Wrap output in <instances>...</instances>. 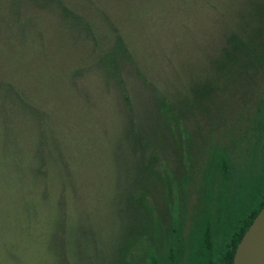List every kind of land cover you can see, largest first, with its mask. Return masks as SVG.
<instances>
[{"label":"rangeland","instance_id":"rangeland-1","mask_svg":"<svg viewBox=\"0 0 264 264\" xmlns=\"http://www.w3.org/2000/svg\"><path fill=\"white\" fill-rule=\"evenodd\" d=\"M53 1L0 0V264L221 248L264 184V0Z\"/></svg>","mask_w":264,"mask_h":264},{"label":"trees","instance_id":"trees-1","mask_svg":"<svg viewBox=\"0 0 264 264\" xmlns=\"http://www.w3.org/2000/svg\"><path fill=\"white\" fill-rule=\"evenodd\" d=\"M48 1L53 3V4H55V2L53 0H48ZM59 3L63 4V1L59 0ZM64 9L67 12H71V10L68 9L67 7H64ZM74 18L78 20L79 16L78 17L75 16ZM79 21L82 22V21H85V19H83L81 17ZM122 40H123L122 37H119V40L117 42L118 47H117L116 50L118 51L119 55L124 54L126 56V47L124 46V41H122ZM228 40H229V44L234 43L235 46H239L237 48V50L241 49V51L239 52L240 56L236 57V60H238V58H241V54L243 56L246 55L248 57V59L250 58L249 55H251V53H248V52L251 50L250 49L251 47H249L251 44L250 45L246 44L245 42H243L242 39H238V37H237V39L234 38V37H230V38H228ZM111 55H116V53H113ZM111 59L113 60V64H114V67H115V70H114L112 75H115L116 68L118 67V65H117L118 64V59H116L115 57H111ZM241 59L243 60V58H241ZM137 74L142 78L143 82H146L147 84H151L152 83V82H149L148 80H146L145 74H143L141 72V70H139V72H137ZM118 83H119V86L121 88L122 81H119ZM153 83H155V81ZM156 85H158V84L156 83L155 86ZM161 88L164 89L163 87H161ZM155 89L158 90V93H157L158 100H161V108L163 109L162 113L164 114V117L167 119L168 123L171 124L172 123L171 115H168V114L165 115L164 110L167 111V112L168 111H172V107H170L168 104L164 103L165 99L162 102V98H169L166 95V92L168 90L164 89V92L162 93V91L157 86H156ZM121 91H122V88H121ZM126 91H122V95H123L125 104L128 103L130 105V107L133 108V106H132V104L130 102L131 99H130V97L127 94L128 92L126 93ZM160 97H162V98L160 99ZM158 103H159V101H158ZM30 109H32V108L30 107ZM38 112H39V114H41L40 111H38ZM172 113H173L172 114L173 118H175L176 117V113H174V112H172ZM40 124H41V121H40ZM44 133H45V130H44V127H43V131L38 133V136H37L38 140H39V142L41 144H42V142L40 140V137L43 140V138L45 136ZM141 154H143L142 151H141ZM143 157L146 160H152L151 164L150 165L148 164V169H150L151 165L156 163V158L157 157H156L155 153L147 154L146 151H145V154H144ZM153 168H154V165H153ZM222 169H223V174L224 175L227 174V171H225L224 166H223ZM154 170H155V168H154ZM156 170H155V172H156ZM158 174H160L159 171H158ZM161 176L164 178V182H166V183L169 182V180H170L169 178L170 177H169L168 174L161 175ZM147 191L148 190L146 189V192ZM144 194L140 193V195H141L140 198L141 199H142V197H144ZM254 197H256V199H257L256 204L252 205V207L248 210L246 215L241 216L237 220V222L233 225V227L231 228L230 231H227V233L225 235V238H224V240L222 242L223 245L221 246V248L219 247L220 249L216 248V250H215L214 241H213V238H212V234L210 233L209 227L205 228V230L203 231L204 233L202 234L200 242H199L198 247H197L198 253L194 256V259H192L194 264H232L233 263V258H234L233 256L235 254V251H236L238 243L240 242L244 232L248 229L249 225L252 223V221L254 220L255 216L260 211L259 209H261L262 206L264 205V184H263V187H260V189L257 190L256 195L255 196L253 195V198ZM130 202H131V206L134 205V204L141 205L140 199H139V197L137 198V195L135 194V192L131 195ZM148 209H149V207H148ZM151 218H153V212L150 213V217H148L145 220L147 222H143L142 224H147V223L149 224ZM148 220H149V222H148ZM131 234H133V232ZM170 251H171V253H169V257L165 258L164 260L163 259L161 260V258H159L157 255H155L154 251H150L147 254L148 255V264H176V261L173 259V254L175 252L173 250V247L170 249ZM119 252H120L119 254L121 255L119 264H127L126 263V255H127L126 254V244H124V246H122L120 248Z\"/></svg>","mask_w":264,"mask_h":264},{"label":"water","instance_id":"water-1","mask_svg":"<svg viewBox=\"0 0 264 264\" xmlns=\"http://www.w3.org/2000/svg\"><path fill=\"white\" fill-rule=\"evenodd\" d=\"M244 232L232 264H264V205Z\"/></svg>","mask_w":264,"mask_h":264}]
</instances>
